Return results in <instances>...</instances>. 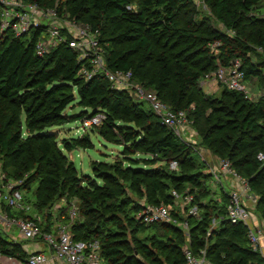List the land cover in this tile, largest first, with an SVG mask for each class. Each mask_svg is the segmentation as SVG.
<instances>
[{"label":"trees","instance_id":"1","mask_svg":"<svg viewBox=\"0 0 264 264\" xmlns=\"http://www.w3.org/2000/svg\"><path fill=\"white\" fill-rule=\"evenodd\" d=\"M24 1L57 4L59 14L98 29L107 68L130 70L146 91L172 110L186 111L200 146L228 160L248 181L256 197L253 212L264 222V160L257 159L264 149V0H203L209 14H202L195 0ZM43 32L42 25L18 36L0 30L1 167L14 178L28 173L24 188L36 183L34 206L75 198L79 219L68 229L76 241H96L105 264H185V246L194 254L204 249L212 264H264L258 246L249 242L247 226L226 218L227 192H220L218 202H201L211 193V174L201 170L194 144L181 140L144 101L112 87L103 75L83 77L77 53L67 43L38 56L35 46ZM235 59L257 96L224 86L218 97L204 94L199 79ZM74 105L81 108L77 114L65 112ZM98 112L106 118L88 130L99 127V134L121 145L124 155L142 153V164L93 162L92 175L78 174L62 149H90L89 136L62 138L59 144L57 133L48 128ZM171 161L176 169L169 167ZM127 189L144 202L131 198ZM173 190L191 195L188 207L199 209L200 217L171 209ZM143 203L166 205L173 217L187 221L188 232L166 222L145 224L138 218ZM3 209L16 217L32 216ZM69 209L61 219H69ZM212 219H217L214 227ZM51 223L48 217L42 231L50 232ZM148 227L153 234L137 236ZM0 252L26 264L21 243L1 229Z\"/></svg>","mask_w":264,"mask_h":264},{"label":"built area","instance_id":"2","mask_svg":"<svg viewBox=\"0 0 264 264\" xmlns=\"http://www.w3.org/2000/svg\"><path fill=\"white\" fill-rule=\"evenodd\" d=\"M45 26V33L38 38L35 51L42 56L52 47L61 42L68 44L77 53V60L81 62L79 73L89 79L95 75H103L112 87L127 91L136 100L148 103L150 109L160 117L163 124L170 127L177 135L189 132L192 135L190 124L185 121L181 111H174L162 101L154 92L146 91L144 87L132 79L130 70H110L107 68L103 50L100 46L99 31L89 24L79 23L68 14H59L58 6L43 7L37 3L25 2L24 0H0V30L11 29L15 35L27 33L32 27ZM216 45V44H214ZM207 81H214L220 86L242 92L245 97H250L248 86L243 81V72L240 70V62L235 59L228 67H218L214 71L203 75ZM106 118L103 112H98L81 121L83 129L91 125H97ZM257 159L264 160V149L257 153ZM171 169L177 168V162H169ZM219 167L222 175L230 180V190L227 192L228 201L225 205L226 218L231 223L242 222L248 228V239L252 246L259 241L257 218L253 210L256 197L251 193L248 181L238 175L226 159H219ZM172 194L177 195L176 191ZM187 203L192 200L191 195H185ZM23 195L20 189L6 184L0 188V225L2 231L8 237L9 228L15 226L18 230V239L9 236V239L21 243L27 253L26 264H105L100 253L98 244L94 242L76 241L73 239L67 225L56 227V235L52 232H43L41 223L34 216L22 218L9 215L3 205L11 208H23L21 206ZM138 218L145 224L153 222H166L180 226L188 232L187 221L177 220L170 213V209L164 204L143 203ZM27 209V208H26ZM4 210V211H3ZM78 209L73 206L68 211V218L74 219ZM194 215L191 209L189 213ZM63 218V216H61ZM22 240L32 243L40 240L46 242L49 252L33 250L28 244H22ZM258 246V245H257ZM185 264H212L205 257V250L200 249L194 254L187 246L184 247ZM23 264L12 256L3 255L0 252V264Z\"/></svg>","mask_w":264,"mask_h":264},{"label":"rangeland","instance_id":"3","mask_svg":"<svg viewBox=\"0 0 264 264\" xmlns=\"http://www.w3.org/2000/svg\"><path fill=\"white\" fill-rule=\"evenodd\" d=\"M197 8L200 10L202 14H209V11L205 5V2L203 0H195ZM213 23L215 26L220 27L217 22L213 20ZM45 32H43L44 35ZM199 87L202 89V92L204 94L210 95L212 97H218L221 93L222 86L218 85L214 81H207L204 79V77L200 78L198 81ZM252 87L248 85V89L250 93L252 94L251 97L255 98L257 96V92L253 91L251 89ZM145 108H150L148 103L144 102ZM81 108L79 106H73V107H67L65 109V112L77 114ZM183 113V117L187 123H191L189 119L187 118V112L181 111ZM21 119L23 120V115H21ZM191 128V124H190ZM48 130L55 131L57 133V141L60 144V141L62 138H70L71 136H83L84 134H87L90 138V140L93 143V147L90 149H84L82 147H74L70 151H65L62 149L65 154L67 155L68 159L71 160L78 172L79 175L82 174H89L92 175V163L93 162H113L115 159L121 160L124 164L131 161H138L139 163L135 164H142L140 163V159L145 156L140 152H135L131 154L124 155L122 153V146L109 143L107 142L100 134H99V127H95L94 130L89 131L88 128L83 129L81 125V121H73L70 123H66L60 126H53L49 127ZM86 132V133H84ZM192 135H190L189 132H183L181 135H176L183 140L186 143L194 144L197 152L195 153L196 161L201 163V170H203L206 173L211 174L209 180H208V186L210 188L211 193L209 194V197H204L201 202L207 203L209 198H212V200H215L218 202L220 197V192L223 190L224 192H228L230 190L231 184L230 180L225 178L219 167V159L214 156L210 151H206L204 148L200 146V138L197 135V133L191 128ZM26 133L25 128L23 127V134ZM2 159L0 157V188H2L3 185L9 184L13 187H16L20 189L23 200L21 203V208H11L8 209V211H11V213H18L21 214V212H26L35 218L39 220V222L44 226L47 222L48 217L51 218V232L52 234L56 235V227L60 225H71L74 223L79 217H75L74 219H61V213L67 211L69 208L75 206L78 209V202L73 197H66L63 196L60 199H56L51 201H48L45 206H42L41 208H36L34 206L36 198H35V188L36 183H33L29 186V188H24V184L26 182V178L28 177V173H24L23 176L14 178L11 175L7 176L5 171H2ZM159 163H155L152 166H156ZM145 166V165H143ZM10 170V169H9ZM7 176V177H5ZM127 193L131 198H134L136 201L144 202L142 199H137V196L131 191L130 189H127ZM185 195H182L181 193H177L175 195V204L171 207V209L177 210L179 214L183 217H185L189 210L194 211L195 217H200L201 211L197 209L196 207H188L189 203H187L184 199ZM188 207V208H187ZM27 208V209H26ZM4 211V210H3ZM8 213V212H7ZM256 215V214H255ZM257 216V215H256ZM217 219H212L210 223V227H214L216 225ZM0 229H4L3 225H0ZM10 234L14 239H18V230L15 226H12L9 228ZM264 231V227H263ZM4 233V232H3ZM154 231L151 228H147L141 232L137 233V236L140 238L150 236L153 234ZM6 235V233H4ZM8 236V237H9ZM20 239V238H19ZM42 241V240H41ZM43 243L47 246L46 242L43 241ZM22 244H28L31 245V241H25L22 240ZM8 264V263H7Z\"/></svg>","mask_w":264,"mask_h":264},{"label":"crops","instance_id":"4","mask_svg":"<svg viewBox=\"0 0 264 264\" xmlns=\"http://www.w3.org/2000/svg\"><path fill=\"white\" fill-rule=\"evenodd\" d=\"M257 229L259 230V241H258V248L260 250V252L262 253V255L264 256V231H263V227H264V222L262 220H258L257 219ZM29 248L33 249V250H39L42 252H49V248L48 246H46L43 241H39L36 243H32L31 245H28Z\"/></svg>","mask_w":264,"mask_h":264}]
</instances>
